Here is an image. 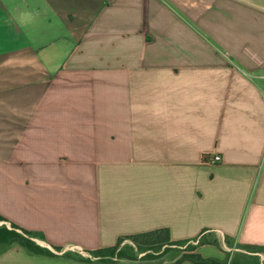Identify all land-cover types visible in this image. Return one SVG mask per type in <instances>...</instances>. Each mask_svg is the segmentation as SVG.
Wrapping results in <instances>:
<instances>
[{
    "label": "crops",
    "instance_id": "obj_1",
    "mask_svg": "<svg viewBox=\"0 0 264 264\" xmlns=\"http://www.w3.org/2000/svg\"><path fill=\"white\" fill-rule=\"evenodd\" d=\"M0 215L63 251L264 246V0H0ZM0 264L102 263L8 242Z\"/></svg>",
    "mask_w": 264,
    "mask_h": 264
},
{
    "label": "trees",
    "instance_id": "obj_2",
    "mask_svg": "<svg viewBox=\"0 0 264 264\" xmlns=\"http://www.w3.org/2000/svg\"><path fill=\"white\" fill-rule=\"evenodd\" d=\"M4 219L5 218L0 215V220ZM205 231L206 229L194 238L181 240H172L170 237V231L166 227L121 235L114 245L92 250H84L83 252L88 254V256H85L79 250L63 251L62 246L52 245L51 248L41 245L36 241V238L45 239L41 232L22 228L12 222L10 228L3 224L0 225V243L16 242L23 246L30 254L63 257L76 261L98 262L102 264H117L119 259H147L169 251L174 245L189 244L187 248L184 249L185 252L171 264H180L183 260H191L197 264H220L216 258L204 257L201 253L196 251L199 245L218 244L217 240H207L205 238ZM125 240H129L134 244L135 250L132 248L131 253L126 252L125 248L122 246ZM244 247L264 250V246L260 245H244ZM140 253H143V255L140 258H137V254Z\"/></svg>",
    "mask_w": 264,
    "mask_h": 264
},
{
    "label": "rangeland",
    "instance_id": "obj_3",
    "mask_svg": "<svg viewBox=\"0 0 264 264\" xmlns=\"http://www.w3.org/2000/svg\"><path fill=\"white\" fill-rule=\"evenodd\" d=\"M205 238L210 241L217 240L218 244L213 245L220 249L222 255L221 257H212L216 258L220 264H264L263 249L246 248L236 244L231 238L218 232H209ZM188 245L189 244L174 245L169 251L147 259H119L117 264H171L185 252L184 249L187 248ZM122 246L128 253H131L132 248L135 250L134 244L129 240H125ZM81 252L83 255L88 256L86 252ZM137 255V258H140L143 253Z\"/></svg>",
    "mask_w": 264,
    "mask_h": 264
},
{
    "label": "built area",
    "instance_id": "obj_4",
    "mask_svg": "<svg viewBox=\"0 0 264 264\" xmlns=\"http://www.w3.org/2000/svg\"><path fill=\"white\" fill-rule=\"evenodd\" d=\"M204 159L211 162H218L221 159V156L218 153L206 154L204 155Z\"/></svg>",
    "mask_w": 264,
    "mask_h": 264
}]
</instances>
